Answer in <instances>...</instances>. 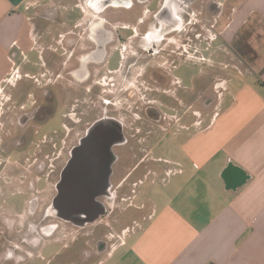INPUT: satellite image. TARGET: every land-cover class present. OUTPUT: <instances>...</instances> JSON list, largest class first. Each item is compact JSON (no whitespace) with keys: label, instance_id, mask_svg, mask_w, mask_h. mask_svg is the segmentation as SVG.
Here are the masks:
<instances>
[{"label":"crops","instance_id":"1","mask_svg":"<svg viewBox=\"0 0 264 264\" xmlns=\"http://www.w3.org/2000/svg\"><path fill=\"white\" fill-rule=\"evenodd\" d=\"M43 1L0 0V118L10 100L5 84L19 70L11 56L14 50L24 62L37 52L44 63L46 54L50 74L58 77L50 59L57 48L51 40L43 46L42 40L48 36L41 40L30 16L31 10L39 8L58 12ZM75 7L83 18L92 17L88 0H77ZM228 7L224 24H219L223 12L212 16L209 30L190 29L187 33V37L194 34L197 42L188 38L178 49L180 57L202 67L191 86L180 76L171 77L170 84L182 93L170 90V95L182 101L185 95L201 92L212 99L195 113V120L179 115L170 105L163 114L170 120L169 135L174 128L168 140L149 132L153 142L147 155L152 163L165 164V170L160 177L159 167L152 164L148 168L145 176L151 183L145 193L138 194L145 196L146 203L136 207L145 210V215L134 222L139 228L118 243L129 245L127 258L133 264H264V47L250 41L253 50L262 48L250 72L238 70L243 62L235 50L252 19L264 18V0H229ZM3 145L0 140V147ZM159 146L164 147L163 153L155 156ZM47 158L45 153L40 159ZM19 160L9 162L10 157L0 156L2 197L23 192L20 186L26 183V173L21 179L11 169L18 167ZM47 174L42 177L44 190L50 192L45 201L49 203L53 186ZM120 197L125 200L128 196L123 192ZM111 248L113 251L116 245Z\"/></svg>","mask_w":264,"mask_h":264},{"label":"rangeland","instance_id":"2","mask_svg":"<svg viewBox=\"0 0 264 264\" xmlns=\"http://www.w3.org/2000/svg\"><path fill=\"white\" fill-rule=\"evenodd\" d=\"M204 1L208 0H201L193 8L195 15L193 19L195 21L197 20L200 22L199 15L205 12ZM218 1L223 2V0ZM237 1L238 0H236V2ZM76 2L77 0L43 1L42 4L56 7L58 12L56 13L57 23L55 25L53 24L55 18L52 16V10L51 12H43V9L39 8L30 11L31 21L36 25V31L41 35V40L43 37L48 36L45 40L43 38V46L46 45L44 41L51 40L50 42L53 43V48H57V50L55 52L53 51V53L50 54L51 56H49L56 64L53 68L54 70L56 69L58 77L55 76L56 74L54 76L50 74V63L46 54H44V58H46L44 60L45 64L43 63V58H41L37 52H32V54H30L28 62H24V57L18 55L17 50H14L11 54L19 70L17 73L15 72L11 78V81H13L11 83H6L4 87V89H7L5 95L9 94L10 100L3 107V114L0 118V140L4 142V145L0 147V156L10 157L11 161L9 162L26 156L24 159L26 171L30 164L34 163L32 162L34 159L33 157L41 158L45 153L49 155V158L54 154H62V159L64 161L68 156V151L77 143L78 138L83 135L85 129L95 120H99V118L102 117L103 103L107 99L113 103V105L108 107V117L112 116V118H117V116H120L124 118L125 125L127 124V133H125L127 138L130 137L132 133L131 122H133L134 130H136L137 127L138 130L141 129V131H155L154 134H156L157 139L163 138L168 140L172 137L171 134L174 132L173 128L169 135L170 128L166 123H164L163 126L143 118V113L139 108L134 106L135 103L132 102V99L128 98L126 94L120 95L119 97L115 94L116 87L108 85L105 91L103 90L104 79L102 78L111 74L110 72L118 71L120 68L122 49L118 46H111L108 48L105 62L101 66L94 67L95 69L92 73V77L86 83H82L78 79H74V81L70 82L65 75L62 77L64 69L67 70L71 66L67 60V50L63 45L65 38L68 36V32H73L75 35L79 33L80 38L83 39V32L87 24V17L83 18L81 11L75 7ZM159 2L160 0H154L151 4L147 5L145 9L149 13H152L159 6ZM228 12L229 7L225 6L222 19L219 22L220 26L225 23V16ZM114 14L118 15L117 19L120 20L121 17L126 14V11L124 9H118ZM195 25L196 27H190V29L198 30V24ZM190 29H188V32H190ZM216 29L217 28H215V30ZM118 31L124 38L125 33L122 30ZM240 37L242 38H239L242 42L241 46L236 49L237 47L234 45L238 57H240L241 62H243L242 65L238 67V70L241 72H250L258 56V52L262 50L261 47H264V18H253L252 22L247 25L246 31L243 32V35ZM250 41L260 44L261 49L258 51L253 50L250 46ZM194 42H197V40L194 39ZM172 51L180 52L178 49ZM201 67L200 63L191 62V60L187 61L178 55L169 57L165 72L169 78L180 76L184 84L191 86L193 78L200 75ZM142 70L143 69L140 68L134 71V74L141 75L143 74ZM112 76H114V74H112ZM134 80L138 81L139 86L147 87L143 82L144 78L137 77L134 78ZM105 81L107 83V80ZM138 83H136V85H138ZM155 87L154 85L153 88ZM147 88H150V84ZM169 90H174V93L178 95L182 93L172 83ZM184 98L186 97L184 96ZM186 100H188V98H186ZM170 101L172 103L173 98H170ZM157 107L163 114L169 112L167 106L161 104V101ZM138 110L140 119L135 117L137 114L136 111ZM20 117L25 118H23V121H25L24 125L21 123ZM152 142L153 140L151 137L148 138L144 136L141 143L129 139V142L125 146L115 149V153L120 154L122 157V159L114 165L112 180L116 184L120 183L122 178L132 170L130 169L131 165L135 166L139 159L142 160L139 161L141 163L138 165L137 174H134L130 178L131 185L128 189L130 196L127 195L129 197L122 200L120 195L123 192H126V194L128 193L120 189L121 191L119 190V193H117L115 202L106 205L108 208H112V214L107 220H104L105 226H102L104 228L100 237L106 242V250L109 249L108 252L106 251L98 256H93L86 261L83 260L82 249L84 245L81 238H85L87 247L93 248L94 237L92 234L95 229L93 226L78 232L76 228L73 229L68 225H62L53 237L42 238L36 247L23 242L21 240L22 236L26 235L28 232V226L26 225L27 221L32 220L31 217L33 218L29 212L31 192L28 184L25 183L23 186H20L23 190L21 194L16 193L7 197H2L0 195V234L3 236V233L5 234L7 231L6 225L8 224L9 226L12 224L10 241H6L3 237L4 242H0V264H133V259H131V257L127 258L128 253L126 250H129V245L121 247L119 242L122 241V238L127 239L134 229L139 228L134 222L137 221L138 217H143V215H145V210L144 212L137 211L136 207L140 203H146L145 196L138 194L145 193L147 187L151 183V178H147L144 173L147 165L153 164L159 167L160 177H163L164 174L165 164L152 163V159L147 156V149L151 147ZM24 149L25 151H23ZM144 149L146 152H144ZM163 149V146H159L155 156H158L160 152L163 153ZM132 153L137 154V156H132ZM176 155H178L177 152ZM60 163L61 160H58L57 164ZM48 164H50V162H48ZM61 168L62 167H60V170ZM11 169L12 173L22 175L20 176L21 179H24L26 176L27 180L25 181L27 182L36 179L35 177L30 178L28 172H24L23 170L19 171L16 167H12ZM46 171H48V168H46ZM24 173H26L25 176H23ZM42 173L44 174L45 172ZM43 174H41L40 177H42ZM48 182L53 184L54 180L52 182L51 178L48 179ZM128 182L129 181H126L125 183L127 184ZM1 185L2 181L0 180V187ZM36 186L38 190L42 189L43 192L40 194L39 207L38 210H36L35 216L41 215V213L44 214L45 212L51 214L49 206L47 209L45 208L50 192L49 190H44L46 185L43 177L39 182H36ZM48 186L50 185L48 184ZM4 216H7L10 222H5ZM71 233H79V235L77 237L74 236V239H70V237L73 236ZM114 245H116V248L112 251L111 247ZM7 248L20 249L17 254H20L22 259L15 262V259L8 256L9 250ZM59 252L62 254L57 255ZM111 253L112 255L110 256Z\"/></svg>","mask_w":264,"mask_h":264},{"label":"flooded vegetation","instance_id":"3","mask_svg":"<svg viewBox=\"0 0 264 264\" xmlns=\"http://www.w3.org/2000/svg\"><path fill=\"white\" fill-rule=\"evenodd\" d=\"M153 1L154 0H88V8L93 12V15L92 17L87 18L86 28L83 32V39L80 38L79 33L75 35L73 32H68V36L65 38V42L63 43L67 50L66 55L68 63L71 66L67 70L64 69L62 77L65 75L67 80L70 82L74 81V79H78L82 83H86L91 79L92 73L95 69L94 67L101 66L105 62L108 48L111 46H118L122 49L121 65L119 70L114 73V76H112V74H107L108 76L102 78L104 79V91L108 85L116 87L115 94L118 95V97L126 94L128 98L132 99V102L135 103L134 106L141 110L143 118L155 124H161L164 126V123L168 125L170 121L168 118L164 117L162 111L157 107L160 101L161 104L167 106L168 109L170 105H173V111H176L179 115H182L183 117L187 115L190 120H195L197 118L195 113L197 111H201L202 106H205L206 103L212 99L211 95L209 93L203 95L201 92H196L192 96L185 95L188 100L183 97L182 101L179 99H173L171 103L170 98L174 97L170 95L171 91L169 88L171 84L170 78L165 72L166 66L169 62V57L178 56V52L172 50H177L182 45L186 44L188 38H191L192 40L196 38L194 34H191L192 36L188 35L187 37V33H189L188 29H190V27L194 28L196 27L195 24H198V30H209L212 25V16H216L223 12L225 6L228 7L229 0H223V5H220L218 0L204 1L203 4L205 6V12L204 14L201 13V15H199L200 22L193 19L195 18L193 8L201 0H160L157 9L154 12L149 13L145 7ZM118 9H124L126 11V14L121 17L120 20L117 19L118 15L114 14V12ZM52 16H54V22L56 23V12L53 13ZM118 30H122L125 33L124 38L119 34ZM140 68L143 69V74L135 75L134 71H137ZM137 77L142 79L144 78L143 82L147 85V87L150 84V88H147L146 86L143 87L141 85L139 86L138 81L134 80V78ZM105 80H107V83ZM136 83H138V85H136ZM154 85L159 89H155L156 87L153 88ZM103 104V115L99 118V120L111 119L117 121L121 125L122 137L125 141L124 144H115L111 149L113 155L111 158V175L109 178L110 193H106L104 191V194L96 199L98 203L104 204L106 213L99 216L92 224H87L85 227L81 228L76 227L70 222H64L56 217H53L51 214H47L46 212L35 216L36 210H38L39 207L40 194L43 192L42 190H38V187H36L37 177L41 176L42 172L45 171V173H48V179L52 178V182L54 180L52 184V196L49 203H46L45 206L47 209L53 197L56 195L55 186L60 179L62 169L70 159V150L74 146L78 145L79 140L85 136L87 129H89L94 122L98 121L95 120L85 129L83 135L78 138L77 143L71 147L67 153L68 156L64 159V161L62 159V154H54L50 157L51 159L47 158L46 161L41 160L39 157H33L34 161L32 160V162L34 163L30 164L28 167L29 170L27 168V171L24 167L26 164L24 162L26 156L20 157V160L17 161V170L28 172L30 178H36L35 180H30L29 182L26 181L29 186V190L33 195L29 201V212L33 218L31 217L32 220L27 221L26 225L28 226V232L26 235L22 236L21 240L23 242L36 247L42 238L53 237L62 225H68L73 229L76 228V231L78 232L86 229L87 227L93 226V228L95 227L92 234L94 237L93 248L87 247L85 238H81L84 245L82 249L83 260L86 261L91 259L93 256H98L106 249V242L100 237L104 228L102 226H105L104 220H107V218H109L112 214V208L110 209L106 205L113 204L115 202L116 195L120 189L127 191V195L130 194L128 191L131 185L130 178L134 174H137L136 171L138 165L141 163L139 161L142 160L139 159L135 166L131 165L130 169L132 170H129L130 172L127 173V177L124 179L123 183L120 182L116 184L112 180L114 175V165H116L122 157L120 154L115 153V149L125 146L129 142V139L132 141H139V143H141L144 136H147L148 138L151 137V134L149 135V132L151 131H141V129L138 130L137 127L136 130H134L133 122H131L132 133L130 137L127 138L125 134L127 133V124L125 125L124 118L120 116H117V118H112V116L108 117V107L113 105V103L107 99ZM136 112L135 117L140 119L139 110ZM23 118L24 117H20V120L24 125L25 121H23ZM111 130V125L108 124L102 133L106 134ZM23 151H25V149ZM144 152H146L145 149ZM131 155H134L135 157L137 156V154L133 153ZM147 156L149 157V155ZM58 160H61L60 164H57ZM48 162H50V164H48ZM150 166L151 165H147L144 173L147 172ZM60 167H62L61 170ZM46 168H48V171H46ZM126 181L129 182L126 184ZM94 212L95 210H93V213ZM4 221H8L7 217H4ZM11 225L12 224L9 226L8 224L6 225V230L8 232L6 231L5 234L3 233V236L0 234V242H4L3 237L6 241H10V236L12 234ZM72 235L73 236H71L70 239H74V236L77 237L79 233H73ZM8 250V256L15 259V262L22 259L21 255L17 254L20 249L17 248Z\"/></svg>","mask_w":264,"mask_h":264},{"label":"water","instance_id":"4","mask_svg":"<svg viewBox=\"0 0 264 264\" xmlns=\"http://www.w3.org/2000/svg\"><path fill=\"white\" fill-rule=\"evenodd\" d=\"M108 124L112 130L103 134ZM124 143L117 121L98 120L87 129L78 145L70 150V159L60 173L56 195L49 205L53 217L81 228L106 213L104 204L96 199L110 190L111 149Z\"/></svg>","mask_w":264,"mask_h":264}]
</instances>
